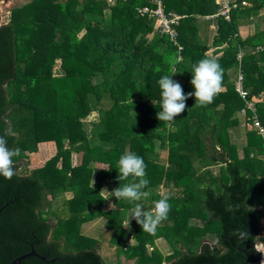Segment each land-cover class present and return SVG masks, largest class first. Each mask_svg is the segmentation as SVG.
Returning <instances> with one entry per match:
<instances>
[{
	"label": "trees",
	"instance_id": "16d2710c",
	"mask_svg": "<svg viewBox=\"0 0 264 264\" xmlns=\"http://www.w3.org/2000/svg\"><path fill=\"white\" fill-rule=\"evenodd\" d=\"M163 1L182 15L181 60L156 20L138 13L151 0H29L0 15V134L10 132L9 148L20 150L13 178L0 176V264L32 248L47 260L29 256L21 264L259 263L252 241L236 230L261 231L264 207L253 187H264V138L249 111L241 147L233 130L244 106L234 87L239 49L264 124V0H236L231 21L217 16L220 57L194 39V15L215 14L216 0ZM249 17L257 30L243 38L240 19ZM206 56L224 69L223 92L207 107L191 96L171 127L160 122V77L174 66L172 79L194 92L191 67ZM46 142L54 153L32 168L29 155ZM125 151L147 164L148 210L162 191L173 193L155 235L135 219L125 228L133 206L109 193L125 183L117 167ZM100 216L115 263L102 255L101 239L83 233ZM162 238L173 247L167 254L156 243Z\"/></svg>",
	"mask_w": 264,
	"mask_h": 264
},
{
	"label": "clouds",
	"instance_id": "9594fccd",
	"mask_svg": "<svg viewBox=\"0 0 264 264\" xmlns=\"http://www.w3.org/2000/svg\"><path fill=\"white\" fill-rule=\"evenodd\" d=\"M174 65L175 60H169ZM155 71H161L156 68ZM175 67L171 68L169 74L162 75L158 80L160 89V111L157 112V118L160 122H164L171 127L176 117L186 110V101L189 97H195L196 107H207L214 103L215 98L223 92L224 69L214 56H206L200 59L191 67V85L194 92L185 94L182 85L173 80L175 75ZM10 132L0 134V176L5 179H12L16 174L15 163L13 157L19 155L18 148H9L6 136ZM118 179L125 183L112 192L117 200H122L132 205L131 215L125 220L124 227L129 228L130 220L135 219L136 223L142 228V231L155 235L157 230L168 220L172 205L170 200L173 193L167 189L160 193V198L154 202V207L145 210L143 201L148 200L151 196L149 189L150 181L147 179V164L144 159L132 152L125 151L118 159ZM147 189V190H146ZM238 238L246 242L251 240L253 250L264 256V237L252 236L250 230H236ZM264 264V259L261 260Z\"/></svg>",
	"mask_w": 264,
	"mask_h": 264
},
{
	"label": "built area",
	"instance_id": "2783aa9c",
	"mask_svg": "<svg viewBox=\"0 0 264 264\" xmlns=\"http://www.w3.org/2000/svg\"><path fill=\"white\" fill-rule=\"evenodd\" d=\"M216 2L218 4V10L212 16L223 17L225 20L231 21L233 11L238 7V2L236 0H216ZM243 4H246V2H243ZM137 11L142 16H148L149 18H154L156 20L159 31L162 34L167 35L170 40L178 46L180 52L178 60H181V50L183 49V45L179 41L178 25L182 15L178 13L167 12L163 0H151V4L140 6L138 7ZM243 56V49H239L237 53V74L234 82L236 92L244 101V106L239 113L245 119L247 112L249 111L253 129L264 138V124L261 122L258 116L256 99L249 95V92L245 86V77L242 68Z\"/></svg>",
	"mask_w": 264,
	"mask_h": 264
},
{
	"label": "rangeland",
	"instance_id": "374dc122",
	"mask_svg": "<svg viewBox=\"0 0 264 264\" xmlns=\"http://www.w3.org/2000/svg\"><path fill=\"white\" fill-rule=\"evenodd\" d=\"M29 0H0V15L8 13L12 7L20 6L26 3ZM5 17V16H4ZM59 64L57 65V68ZM99 79V78H98ZM241 115V114H240ZM97 115L91 117L92 119L96 118ZM235 140L238 142V145L241 147L244 143V140L241 142V139H244L243 136H240V130L234 129ZM239 131V132H238ZM243 133V132H242ZM55 151V144L53 142H46L42 145L41 149L37 153H32L29 155L30 165L32 168L38 167L44 163V161L49 158ZM162 191V187L160 188V192ZM144 207L148 210L151 207V203L149 201H145ZM106 219L104 217H97L92 221L87 222L83 227V233L90 235L92 237H96L102 240V255L105 259L110 263H115L117 259L116 250L114 246L110 243V230L105 226ZM158 247L163 251L164 254L169 253L173 250L172 245L166 239H158L156 241ZM124 260V258L122 257Z\"/></svg>",
	"mask_w": 264,
	"mask_h": 264
},
{
	"label": "crops",
	"instance_id": "0c3cea01",
	"mask_svg": "<svg viewBox=\"0 0 264 264\" xmlns=\"http://www.w3.org/2000/svg\"><path fill=\"white\" fill-rule=\"evenodd\" d=\"M195 17H198L197 19V33L194 36L195 41L201 44H206L209 46L208 53L209 54H214L216 57H220L224 53V47L225 46H219V45H214L213 40L215 35L217 34V17L215 16H197L196 14L194 15ZM252 17L249 18H241L240 23H239V34L245 38L248 35L252 34L254 31L257 30V22L252 20ZM153 35V34H151ZM246 122L244 117L242 116V121L241 124L238 127V130H240V136L246 135ZM239 132V131H238ZM243 132V133H242ZM246 140V137L244 139H241L240 141L242 142ZM241 151V150H240ZM254 197L255 200L259 203V208L264 207V187H261V184L257 182L254 185ZM259 236L264 237V219L262 220L261 224V231L259 233ZM258 258H259V263L261 264V255L258 253Z\"/></svg>",
	"mask_w": 264,
	"mask_h": 264
},
{
	"label": "water",
	"instance_id": "95a60500",
	"mask_svg": "<svg viewBox=\"0 0 264 264\" xmlns=\"http://www.w3.org/2000/svg\"><path fill=\"white\" fill-rule=\"evenodd\" d=\"M1 210V209H0ZM29 256H37V257H39V258H41L42 260H47V257L45 256V255H41V254H39V253H37L36 251H35V249L34 248H32L31 249V251H29V252H27V253H24V254H21V255H19L18 257H16L15 259H13L12 261H11V263L10 264H21V262H22V260L23 259H25L26 257H29ZM250 259V255L248 254V260ZM262 259H264V256H261V260ZM56 259L55 258H53L51 261H55ZM247 260V261H248ZM207 264H220V263H207ZM239 264H246V262H244V263H239Z\"/></svg>",
	"mask_w": 264,
	"mask_h": 264
}]
</instances>
